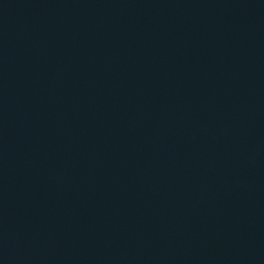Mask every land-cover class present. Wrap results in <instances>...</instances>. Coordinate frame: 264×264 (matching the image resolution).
I'll use <instances>...</instances> for the list:
<instances>
[{"label": "water", "instance_id": "1", "mask_svg": "<svg viewBox=\"0 0 264 264\" xmlns=\"http://www.w3.org/2000/svg\"><path fill=\"white\" fill-rule=\"evenodd\" d=\"M0 264H264V0H0Z\"/></svg>", "mask_w": 264, "mask_h": 264}]
</instances>
